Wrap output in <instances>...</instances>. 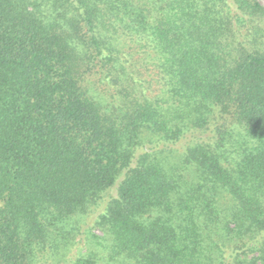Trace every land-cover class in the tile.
I'll list each match as a JSON object with an SVG mask.
<instances>
[{"label": "trees", "instance_id": "obj_1", "mask_svg": "<svg viewBox=\"0 0 264 264\" xmlns=\"http://www.w3.org/2000/svg\"><path fill=\"white\" fill-rule=\"evenodd\" d=\"M0 264H264V4L0 0Z\"/></svg>", "mask_w": 264, "mask_h": 264}, {"label": "rangeland", "instance_id": "obj_2", "mask_svg": "<svg viewBox=\"0 0 264 264\" xmlns=\"http://www.w3.org/2000/svg\"><path fill=\"white\" fill-rule=\"evenodd\" d=\"M259 2H261L262 4H264V0H258Z\"/></svg>", "mask_w": 264, "mask_h": 264}]
</instances>
